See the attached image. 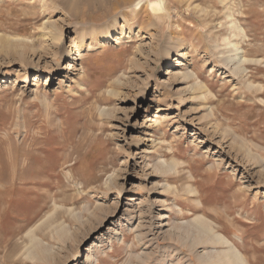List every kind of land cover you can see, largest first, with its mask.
Wrapping results in <instances>:
<instances>
[{"label": "rangeland", "instance_id": "rangeland-1", "mask_svg": "<svg viewBox=\"0 0 264 264\" xmlns=\"http://www.w3.org/2000/svg\"><path fill=\"white\" fill-rule=\"evenodd\" d=\"M150 1L0 0V264H264V0Z\"/></svg>", "mask_w": 264, "mask_h": 264}, {"label": "bare ground", "instance_id": "bare-ground-1", "mask_svg": "<svg viewBox=\"0 0 264 264\" xmlns=\"http://www.w3.org/2000/svg\"><path fill=\"white\" fill-rule=\"evenodd\" d=\"M150 8L154 13H155V11L161 10L160 7L155 6V5H151ZM105 32L107 34V38H109L110 37L109 30H107ZM1 38L2 37H0V39ZM119 38H121V36H119ZM75 40H76V37H74V41ZM243 60H244V58H243ZM175 65L176 66L174 68L182 66V61L177 60ZM171 73H172V69L166 68V72L162 75H170ZM180 76L184 79L187 78L186 73H182ZM47 206H49V205H47ZM53 209H55V208H51V210H49V212L47 213V216L45 218H47V219L51 218V215H52L51 211H53ZM44 222H46V219ZM54 223L51 221L50 223H47V224H49L51 227V226H53ZM41 224H43V223H41ZM39 227H40V225L39 226L37 225L36 227L29 230V232L27 233L29 235V248H30V250H34V251H30V253H32L33 255H37V254L40 255L41 253H43V254L45 253V251L43 250V248L41 246L42 240L40 241V239H38L37 236H34V234H33L34 231L36 229H38ZM189 228H190V230L193 229V231H194V237L192 236V238H191L192 239V245L193 244L196 245L198 243H211V244H224V245H226L225 249H222V250H215V248H211L208 252V255L206 258L207 262L205 261V264H248L245 260L243 253L237 247H235L228 239H226V238L224 239L223 237H220L217 232L213 231L210 228L209 224L203 223L199 219H196L195 223H192ZM52 230H54V228H52ZM56 231L59 233V230H56ZM223 240H224V242H223ZM101 245H102L101 242L100 243H96V242L92 243L91 251L89 254H87L85 262L92 263L93 261L97 260V251H95V249Z\"/></svg>", "mask_w": 264, "mask_h": 264}, {"label": "water", "instance_id": "water-1", "mask_svg": "<svg viewBox=\"0 0 264 264\" xmlns=\"http://www.w3.org/2000/svg\"><path fill=\"white\" fill-rule=\"evenodd\" d=\"M151 1H153V0H151ZM151 1H150V2H151ZM160 3H161V2H160Z\"/></svg>", "mask_w": 264, "mask_h": 264}]
</instances>
